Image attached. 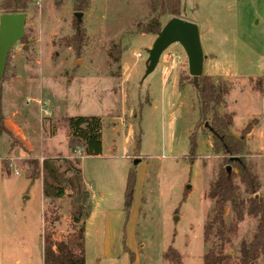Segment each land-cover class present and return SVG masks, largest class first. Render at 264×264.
<instances>
[{
  "label": "rangeland",
  "instance_id": "rangeland-1",
  "mask_svg": "<svg viewBox=\"0 0 264 264\" xmlns=\"http://www.w3.org/2000/svg\"><path fill=\"white\" fill-rule=\"evenodd\" d=\"M180 1L181 18L201 28L204 75L229 89L217 113L233 117L229 131L235 137L252 126L243 155L259 178L254 197L264 204V0ZM150 10L149 0H90L78 23L67 0L29 5L25 41L10 50L3 85L8 131L0 133V264H43L47 235L73 245L80 226L72 223L75 203L44 200L40 167L30 164L53 157L62 170L64 160H81L89 194L82 219L85 264H176L164 259L170 247L180 264H203L215 242L203 236L215 214L209 192L227 166L243 219L227 234L223 253L238 262L241 245L252 241L258 224L248 213L253 195L238 169L212 153L211 132L198 126L192 84L178 86L182 72L188 73L181 46H170L144 78L156 36L139 34L137 24L155 17ZM79 29L76 48L72 39ZM115 45L123 48L119 63L109 57ZM77 117L101 119V155L70 153L66 120ZM191 134L197 143L192 163ZM224 221L228 228L235 221L230 204Z\"/></svg>",
  "mask_w": 264,
  "mask_h": 264
},
{
  "label": "trees",
  "instance_id": "trees-1",
  "mask_svg": "<svg viewBox=\"0 0 264 264\" xmlns=\"http://www.w3.org/2000/svg\"><path fill=\"white\" fill-rule=\"evenodd\" d=\"M67 1L71 3L74 13H84L90 7V0ZM31 3L32 0H3L0 9L2 13L25 14ZM149 3L151 15L155 13V17H152L146 24H137L139 34L156 36L163 27L159 21L162 16L169 15L170 18H173L182 15L180 0H149ZM80 31V29L77 30L72 39L76 48H78L77 38L81 35ZM24 41L23 39L20 42L23 43ZM122 52V46L115 45L110 49L109 57L114 63H119ZM10 69L9 61H7L0 81V133L8 131L2 114V98L4 94L3 85L9 80ZM181 75L179 88L182 89L186 83H191L196 91L199 114L198 126L202 123L211 132L212 153L215 155L222 154L226 163L238 169L246 191L253 195L248 213L258 217L257 230L252 241L241 245L239 261L232 262L229 256L224 255L223 249L228 242L227 234L231 230H236L238 222L243 219V203L239 199L237 189L233 184V177L231 174H227L226 169L222 171L219 179L212 185L209 192V196L214 200L215 214L211 221L205 225L203 236L205 242H208L210 237L214 236L215 242L203 256V264H257L259 257L264 259V204L260 198L256 199L254 197L260 189L259 178L243 155L246 136L251 132L252 126L245 127L239 137L233 136L229 131L233 124V117L230 114L219 115L217 113V108L224 102V97L229 94V89L222 84H214L212 79L204 74L198 80V88H195L192 78L187 72H182ZM210 113L211 117H209ZM66 122L69 131L67 147L71 154L78 150L82 154L81 156L96 157L101 155L102 123L100 118H68ZM189 143V160L192 163L197 157L195 134H191ZM235 158L239 160L237 161ZM59 161L58 158L53 157L45 158L41 166L37 161H31L30 164L34 165L35 169L40 167L44 200L50 203H56L64 198L75 200V204L71 206L72 223L75 226H80L78 234L72 238L73 245H69L65 241L53 242L51 235L44 236L43 264H85L84 222L82 219L84 217V207L89 200V194L82 181L81 160L79 158H75L73 162L64 160L66 163L64 170L59 165ZM133 184L134 177L129 174L126 187L128 198L132 193ZM227 204H230L231 211L235 215V221L231 223L229 228L224 221ZM126 206L129 207V201L126 202ZM164 259L180 264V255L171 247L164 254Z\"/></svg>",
  "mask_w": 264,
  "mask_h": 264
},
{
  "label": "water",
  "instance_id": "water-1",
  "mask_svg": "<svg viewBox=\"0 0 264 264\" xmlns=\"http://www.w3.org/2000/svg\"><path fill=\"white\" fill-rule=\"evenodd\" d=\"M83 13H75L78 23ZM26 14L4 13L0 16V81L3 77L10 50L25 36ZM178 44L183 49L188 64V74L192 78L195 88H198V80L203 76L205 56L202 50L199 28L196 24L181 17H173L168 20L157 33L150 49L147 50L145 62V75L147 77L157 67L164 52L170 46ZM235 160H239L235 158ZM138 163V161H134ZM228 175L231 167H226ZM177 220V218L175 219Z\"/></svg>",
  "mask_w": 264,
  "mask_h": 264
},
{
  "label": "crops",
  "instance_id": "crops-1",
  "mask_svg": "<svg viewBox=\"0 0 264 264\" xmlns=\"http://www.w3.org/2000/svg\"><path fill=\"white\" fill-rule=\"evenodd\" d=\"M201 28L199 27V33H200V41H201ZM166 64V61L164 60V65ZM203 74H204V71H203ZM255 78H257V77H255ZM38 160V159H37ZM38 181H40V183H41V187H42V181L39 179ZM73 203H75V200H71Z\"/></svg>",
  "mask_w": 264,
  "mask_h": 264
},
{
  "label": "built area",
  "instance_id": "built-area-1",
  "mask_svg": "<svg viewBox=\"0 0 264 264\" xmlns=\"http://www.w3.org/2000/svg\"><path fill=\"white\" fill-rule=\"evenodd\" d=\"M134 56H136V57L140 58V55H139V54H137V55H136V54H134ZM174 63H175L174 61H171V65H174Z\"/></svg>",
  "mask_w": 264,
  "mask_h": 264
}]
</instances>
